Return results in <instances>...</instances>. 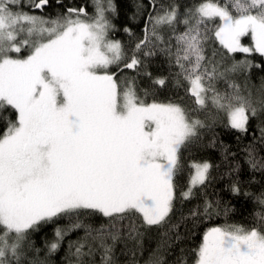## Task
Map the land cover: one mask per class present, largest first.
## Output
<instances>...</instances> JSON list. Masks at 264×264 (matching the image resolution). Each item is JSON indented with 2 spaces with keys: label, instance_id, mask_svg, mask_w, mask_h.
<instances>
[{
  "label": "snow or ice",
  "instance_id": "6c2138e0",
  "mask_svg": "<svg viewBox=\"0 0 264 264\" xmlns=\"http://www.w3.org/2000/svg\"><path fill=\"white\" fill-rule=\"evenodd\" d=\"M150 3L143 37L125 46L110 38L114 0H92L91 14L56 0L63 10L55 16L43 14L52 0H0V116L7 121L0 135V264H53L65 238L79 230L84 236L68 242L70 264H89L86 258L97 253L100 264H115L117 243L141 242L137 219L149 228L167 222L180 149L207 126L191 113L213 109L241 133L251 118L264 115V83L254 99L235 80L262 67L247 57L264 58V0H200L184 13L176 5L157 9V0ZM243 37H250V46ZM213 38L223 51L209 56ZM158 52L194 107L148 103L134 79L121 88L110 71L146 69L141 57ZM153 83L163 87L166 78ZM8 108L14 119L3 116ZM260 138L264 143V127ZM246 152L250 168L264 170V157L257 158L251 145ZM191 167L185 200L208 180L211 165ZM232 191L238 193V185ZM253 199L261 226L209 228L194 264H264V192ZM212 207L206 202V216ZM94 217L104 222L97 227ZM57 219L68 223L37 247L33 233ZM150 264L164 262L156 256Z\"/></svg>",
  "mask_w": 264,
  "mask_h": 264
},
{
  "label": "trees",
  "instance_id": "16d2710c",
  "mask_svg": "<svg viewBox=\"0 0 264 264\" xmlns=\"http://www.w3.org/2000/svg\"><path fill=\"white\" fill-rule=\"evenodd\" d=\"M199 2L200 0H157L156 7L159 9L161 5L172 4L184 13ZM22 3L27 5L28 0H22ZM63 3L66 6L84 7L89 14L94 11L92 0H63ZM114 3L116 13L112 16V23L115 30L110 34V38L121 41L125 46L134 45L136 38L143 37L147 14L153 12L150 0H114ZM138 5L141 6L140 11L137 9ZM62 10L56 0H52V7L46 9L43 14L55 16ZM179 27L183 29V25ZM125 28L133 35L125 32ZM164 35L167 38V31ZM242 43L250 46V37H243ZM213 49L223 51L214 38L208 41L206 54L211 56ZM235 58L244 59L245 56L236 53ZM247 58L262 67H253L248 73L237 75L235 80L242 88L247 85L253 93V98L257 99L258 89L264 83V58L259 55ZM141 59L147 65L146 69L143 66L139 71L125 69L119 72L115 68L110 69L116 71L121 88L125 86V81L134 79L138 94L148 103L153 100L165 103L172 101L194 107L185 87L177 83L175 69L170 67L162 53ZM145 71L151 73V76L145 75ZM156 78H166L165 86L154 84L153 80ZM219 87L223 88L224 85L220 84ZM191 115L203 120L207 126L198 129V137L180 149V167L174 178L176 199L167 222L163 226L149 228L137 219L136 224L144 233L141 242L139 245L132 241L117 243L113 252L115 264H150L156 256H160L164 264H194V250L199 247L204 233L209 228L226 224L241 225L245 228L261 226V208L253 199V194L264 192V170L250 168L246 149L251 145L255 148L257 158L264 157V143H261L260 138L264 115L251 118L246 133L232 129L227 125L223 114H217L213 109L193 112ZM3 116L14 119L15 112L8 108L4 110ZM6 123L0 116V135L6 130ZM204 162L211 165L208 180L204 185L193 189L194 194L190 199H183L181 192L188 188L193 173L192 164ZM233 184L238 185V193L232 191ZM206 202L213 205L210 216L204 214ZM193 210H196L198 215H192ZM92 220L97 227L104 222L101 217H94ZM67 223L66 219H57L52 223L43 224L40 230L32 235L36 246L43 248L45 240H51L55 230L64 228ZM124 223L127 224L128 221ZM83 236L82 230L70 233L60 251L51 257L53 264H70L72 258L68 256V242ZM86 259L89 264H100L99 253Z\"/></svg>",
  "mask_w": 264,
  "mask_h": 264
},
{
  "label": "rangeland",
  "instance_id": "374dc122",
  "mask_svg": "<svg viewBox=\"0 0 264 264\" xmlns=\"http://www.w3.org/2000/svg\"><path fill=\"white\" fill-rule=\"evenodd\" d=\"M194 171V170H193Z\"/></svg>",
  "mask_w": 264,
  "mask_h": 264
}]
</instances>
